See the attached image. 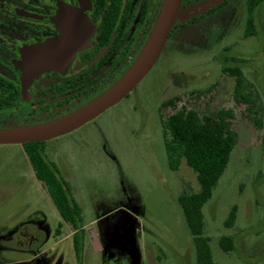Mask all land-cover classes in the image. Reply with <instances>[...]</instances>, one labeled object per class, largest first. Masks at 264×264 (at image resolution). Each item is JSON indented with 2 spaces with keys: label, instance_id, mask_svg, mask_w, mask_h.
<instances>
[{
  "label": "rangeland",
  "instance_id": "374dc122",
  "mask_svg": "<svg viewBox=\"0 0 264 264\" xmlns=\"http://www.w3.org/2000/svg\"><path fill=\"white\" fill-rule=\"evenodd\" d=\"M219 3L216 13L199 18ZM188 7L175 27L198 19L174 32L153 70L126 98L38 145L61 203L82 226L79 254L76 228L63 221L36 179L25 153L29 146L0 145V264H195L178 198L198 193L199 186L184 160L174 169L168 165L161 120L181 109L203 118L223 108L234 112L236 144L201 209L202 236L216 264H264V2L253 11L257 32L248 37L242 0ZM224 66L241 72L243 98L235 96V77ZM222 236L232 239L234 251L221 250Z\"/></svg>",
  "mask_w": 264,
  "mask_h": 264
},
{
  "label": "flooded vegetation",
  "instance_id": "af4514ba",
  "mask_svg": "<svg viewBox=\"0 0 264 264\" xmlns=\"http://www.w3.org/2000/svg\"><path fill=\"white\" fill-rule=\"evenodd\" d=\"M164 1L0 0V129L50 123L109 88L137 59ZM203 1L208 0H182L177 20L184 8ZM222 5L199 18L216 13ZM197 19L177 28L176 21L163 50L177 29ZM253 34L244 32L247 37ZM42 142H36L41 155ZM82 231V226L76 230ZM90 239L100 250L92 233Z\"/></svg>",
  "mask_w": 264,
  "mask_h": 264
},
{
  "label": "trees",
  "instance_id": "16d2710c",
  "mask_svg": "<svg viewBox=\"0 0 264 264\" xmlns=\"http://www.w3.org/2000/svg\"><path fill=\"white\" fill-rule=\"evenodd\" d=\"M262 1L244 0L247 9L245 35H251L255 32L253 11ZM223 71L235 77L234 94L239 96L240 99L243 98L241 94L243 86L241 72L237 68H228L227 66L223 67ZM168 105L173 106V101H169ZM233 119L234 112L232 109L223 108L218 110L214 116L203 118L197 116L195 112L181 109L161 120L165 137L167 136L164 145L169 166L173 169L177 168L179 161L184 160L186 165L195 173L199 186L198 193L190 195L184 193L178 198L189 233L193 237L196 253L195 264H216L211 256L208 239L202 236L203 217L201 209L211 199L236 144V134L231 128ZM36 144H24L29 146L25 151L35 177L47 187L48 193L51 194L54 200L53 204L63 221L71 223L76 228L75 230H78L79 226L75 224L74 215L66 208L68 207L67 203H61L60 189L56 188V182L47 164L42 159L41 150L37 149ZM233 218L234 212L231 211L225 224L227 226L231 225ZM60 227L61 223H58L57 229ZM78 234L80 236L76 238ZM73 243L75 252L79 254L82 245V232L74 234ZM218 244L223 252L235 250L230 237H220Z\"/></svg>",
  "mask_w": 264,
  "mask_h": 264
},
{
  "label": "water",
  "instance_id": "95a60500",
  "mask_svg": "<svg viewBox=\"0 0 264 264\" xmlns=\"http://www.w3.org/2000/svg\"><path fill=\"white\" fill-rule=\"evenodd\" d=\"M182 0H165L156 25L132 66L109 88L66 116L43 125L0 129V145L48 141L77 130L116 105L148 74L158 60L167 35L177 21ZM45 64H50L46 61ZM98 246L95 245V248Z\"/></svg>",
  "mask_w": 264,
  "mask_h": 264
}]
</instances>
